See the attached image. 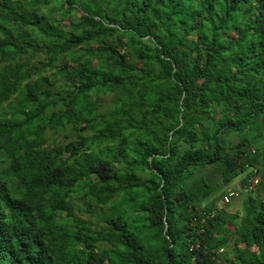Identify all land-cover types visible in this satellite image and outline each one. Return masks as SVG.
Returning <instances> with one entry per match:
<instances>
[{
    "label": "trees",
    "instance_id": "1",
    "mask_svg": "<svg viewBox=\"0 0 264 264\" xmlns=\"http://www.w3.org/2000/svg\"><path fill=\"white\" fill-rule=\"evenodd\" d=\"M0 59V264H264V0H0Z\"/></svg>",
    "mask_w": 264,
    "mask_h": 264
},
{
    "label": "rangeland",
    "instance_id": "2",
    "mask_svg": "<svg viewBox=\"0 0 264 264\" xmlns=\"http://www.w3.org/2000/svg\"><path fill=\"white\" fill-rule=\"evenodd\" d=\"M42 12H46V8H43L42 9ZM64 24H67L69 23V18H66L64 21ZM43 56H41L40 54L38 56H36L35 58L32 59V61H36L38 59H42ZM5 64L4 61H2L0 59V65L3 66ZM78 119H80L81 117L80 116H77ZM47 136H48V141H49V145L52 146L54 143H62V142H67L69 141L70 139L73 138V135H71V133L69 131H66L64 134H52L51 131H48L47 132ZM247 172V171H246ZM246 172L244 173H241L240 175H238L236 178H234L228 185H226L223 189L225 191H228V190H231V189H235L237 188L238 191H239V197L237 199H234V200H231L229 203H227L226 205L225 204H222L220 202V198H219V201H218V205L219 206H222L223 208L226 209V211H229V212H236L240 215V211H241V201L242 199L245 197L246 195V189H247V186H249L247 183L246 186H243L241 184L242 182V179H244L245 175H246ZM254 184V183H252ZM252 187V186H251ZM255 195H257V192H255ZM258 196H262L260 194H258ZM75 207L77 206V204L74 205ZM83 217H86L87 214H84L82 215ZM226 236V235H225ZM228 236V235H227Z\"/></svg>",
    "mask_w": 264,
    "mask_h": 264
},
{
    "label": "built area",
    "instance_id": "3",
    "mask_svg": "<svg viewBox=\"0 0 264 264\" xmlns=\"http://www.w3.org/2000/svg\"><path fill=\"white\" fill-rule=\"evenodd\" d=\"M256 182H257V178H256V177H251V178L249 179V183H250L249 186L251 187V186L255 185ZM252 183H254V184H252ZM238 197H239V191H238V189H237V188H235V189H231V190L226 191V192L221 196V198H220V202H221L222 204H227V203H229L231 200L237 199Z\"/></svg>",
    "mask_w": 264,
    "mask_h": 264
}]
</instances>
